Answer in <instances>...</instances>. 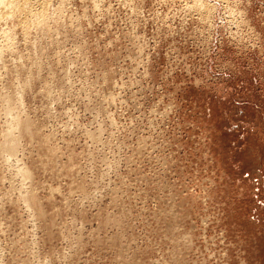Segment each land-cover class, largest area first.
<instances>
[{"label":"rangeland","instance_id":"obj_1","mask_svg":"<svg viewBox=\"0 0 264 264\" xmlns=\"http://www.w3.org/2000/svg\"><path fill=\"white\" fill-rule=\"evenodd\" d=\"M11 1L0 264H264V0Z\"/></svg>","mask_w":264,"mask_h":264},{"label":"bare ground","instance_id":"obj_2","mask_svg":"<svg viewBox=\"0 0 264 264\" xmlns=\"http://www.w3.org/2000/svg\"><path fill=\"white\" fill-rule=\"evenodd\" d=\"M15 2H17L16 0H14ZM46 1V0H45ZM27 2V1H26ZM44 2V1H43ZM24 3H25V1H24ZM0 7L2 8L1 9V11H3V13H6V15H7V13H9V12H11V10H12V7L14 8V7H18V10H19V8H20V10L23 8L22 7V5H23V3H22V5H20L19 4V6H21V7H19L18 6V4H16V6H13L14 4L12 3V1L11 0H0ZM43 4V3H42ZM24 6V5H23ZM44 6H45V3H44ZM46 7V6H45ZM17 9V8H16ZM60 9H62V8H60ZM19 10V11H20ZM27 10V9H26ZM44 10V9H43ZM30 11V10H29ZM28 12V11H27ZM43 12V11H42ZM20 13V12H19ZM66 14V13H65ZM4 15V14H3ZM8 15H10V13L8 14ZM13 15V14H12ZM11 15V18L13 17ZM26 15V14H25ZM24 15V16H25ZM40 15V14H39ZM47 15V14H46ZM38 17V16H37ZM43 17H45V16H43ZM0 18H2V16H0ZM28 18V17H27ZM29 19V18H28ZM41 19H39V21H40ZM28 21V20H27ZM24 22V21H23ZM30 22V21H29ZM28 22V23H29ZM31 22H34V21H31ZM41 22H43V20H41ZM40 22V23H41ZM34 23H36V22H34ZM38 23V22H37ZM25 24V23H24ZM31 24V23H30ZM43 24V23H42ZM46 24V23H45ZM48 25V24H47ZM12 33V32H11ZM13 38V37H12ZM10 40V39H9ZM12 41V40H11ZM14 43V42H13ZM7 48V47H6ZM10 112V111H9ZM12 146V145H11ZM9 147V146H8ZM15 147V146H14Z\"/></svg>","mask_w":264,"mask_h":264}]
</instances>
